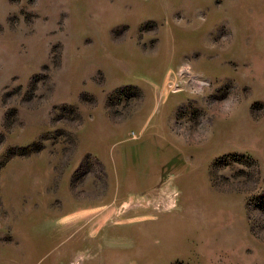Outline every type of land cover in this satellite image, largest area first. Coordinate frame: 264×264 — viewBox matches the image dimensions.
I'll use <instances>...</instances> for the list:
<instances>
[{"label": "rangeland", "instance_id": "rangeland-1", "mask_svg": "<svg viewBox=\"0 0 264 264\" xmlns=\"http://www.w3.org/2000/svg\"><path fill=\"white\" fill-rule=\"evenodd\" d=\"M0 264H264V0H0Z\"/></svg>", "mask_w": 264, "mask_h": 264}]
</instances>
